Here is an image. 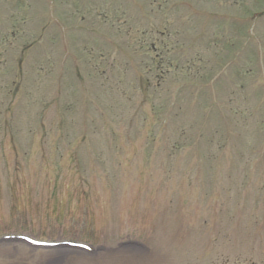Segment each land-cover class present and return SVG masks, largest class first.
<instances>
[{
	"label": "rangeland",
	"instance_id": "374dc122",
	"mask_svg": "<svg viewBox=\"0 0 264 264\" xmlns=\"http://www.w3.org/2000/svg\"><path fill=\"white\" fill-rule=\"evenodd\" d=\"M0 264H264V0H0Z\"/></svg>",
	"mask_w": 264,
	"mask_h": 264
}]
</instances>
